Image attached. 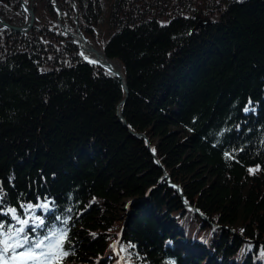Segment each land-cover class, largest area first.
Wrapping results in <instances>:
<instances>
[{"label": "trees", "instance_id": "1", "mask_svg": "<svg viewBox=\"0 0 264 264\" xmlns=\"http://www.w3.org/2000/svg\"><path fill=\"white\" fill-rule=\"evenodd\" d=\"M24 1L31 29L0 24V264H118L113 241L264 264V0H0V22Z\"/></svg>", "mask_w": 264, "mask_h": 264}, {"label": "water", "instance_id": "2", "mask_svg": "<svg viewBox=\"0 0 264 264\" xmlns=\"http://www.w3.org/2000/svg\"><path fill=\"white\" fill-rule=\"evenodd\" d=\"M23 4H24V7H25L26 12L30 15L29 23H28V25H27L26 27L14 26V25H11L10 23H8L7 21H2V22H0V24L4 25V26H6V27H11V28H13L14 30H17V31H27V30L31 29V28L33 27V25H34V22H35V19H36V14H35L34 9H33V8H30V7L27 5V3H26L25 1L23 2ZM55 5H56V4H55ZM56 7H57L58 13H59V15H60V19H61L62 11H61V9H60V7H59L58 5H56ZM63 28H64V30H65L66 32H69L68 29H67V27H66L65 25H63ZM69 34H70V35L72 36V38L74 39V42H76L78 45H79V43H78V41L75 39V36H77V35H81L83 38H85V39L87 40V38L85 37V35L83 34V32L81 31V29H80L79 27L76 28V31H75V32H69ZM88 43H89V42H88ZM89 45H91V47H92L93 49L97 50V48H96L93 44L89 43ZM79 47H80V45H79ZM80 49H81V47H80ZM88 60H89V59H88ZM89 61H92V60H89ZM92 62L99 63V64H101V65L107 67L109 70L113 71V72L116 73L117 75H119V76L123 79V84H124V87H125L127 93H129V87H128V85H127L125 79H124V76H123L122 72H120V71H116L114 68L110 67L109 65H106V64L103 63V62H99V61H92ZM127 96H128V95H127ZM126 101H127V98H125V99L122 101L121 104H125ZM119 115H120V118L123 119V114H122V112H121ZM123 121H124L125 124L127 125L126 120L123 119ZM132 133H133L136 137H144V134L134 133L133 131H132ZM149 144H150V143H149ZM167 176H168V175H167ZM170 183H172V181H170ZM181 195H182L183 198H184V193H183V191H181ZM186 205H187V204H186ZM196 211H197V210H196Z\"/></svg>", "mask_w": 264, "mask_h": 264}, {"label": "bare ground", "instance_id": "3", "mask_svg": "<svg viewBox=\"0 0 264 264\" xmlns=\"http://www.w3.org/2000/svg\"><path fill=\"white\" fill-rule=\"evenodd\" d=\"M28 5V4H27ZM29 6V5H28ZM75 29V28H74ZM71 37V36H70ZM75 39L78 41L81 51L84 54V56L92 61H99L103 62L106 65H109L110 67L114 68L116 71L122 72L121 64L108 59L105 54L103 53L102 49L97 48V50L93 49L91 45H89V41L83 38L81 35L75 36ZM121 104V103H120ZM128 124V123H127ZM149 145V144H148Z\"/></svg>", "mask_w": 264, "mask_h": 264}, {"label": "rangeland", "instance_id": "4", "mask_svg": "<svg viewBox=\"0 0 264 264\" xmlns=\"http://www.w3.org/2000/svg\"><path fill=\"white\" fill-rule=\"evenodd\" d=\"M56 3H54V5H55ZM57 5V4H56ZM55 5V6H56ZM36 14V13H35ZM58 23L62 26V28H63V25H65L66 27H67V25L66 24H64V23H62V21H61V19H60V15H59V17H58ZM78 26H76V28H77ZM64 29V28H63ZM68 29V28H67ZM68 31H69V29H68ZM76 31V30H75ZM69 32H71V31H69ZM100 49H102V48H100ZM121 67H122V65H121ZM3 264H9V262L8 261H6V260H4V262H3Z\"/></svg>", "mask_w": 264, "mask_h": 264}, {"label": "built area", "instance_id": "5", "mask_svg": "<svg viewBox=\"0 0 264 264\" xmlns=\"http://www.w3.org/2000/svg\"><path fill=\"white\" fill-rule=\"evenodd\" d=\"M23 8L25 9L24 4H23Z\"/></svg>", "mask_w": 264, "mask_h": 264}]
</instances>
